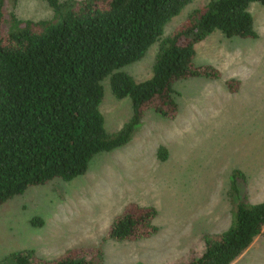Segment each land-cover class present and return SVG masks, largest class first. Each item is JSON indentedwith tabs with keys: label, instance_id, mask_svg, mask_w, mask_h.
I'll return each instance as SVG.
<instances>
[{
	"label": "rangeland",
	"instance_id": "rangeland-1",
	"mask_svg": "<svg viewBox=\"0 0 264 264\" xmlns=\"http://www.w3.org/2000/svg\"><path fill=\"white\" fill-rule=\"evenodd\" d=\"M208 1L191 0L162 35ZM247 9L256 38L214 30L194 45L192 65H212L220 76L175 81L174 118L146 109L131 139L94 155L83 175L29 186L0 203V264H10L8 254L24 249L43 260L81 249L85 259L96 261L99 249L102 264H184L203 251V234L229 225L233 206L244 200L245 182L264 166V5L251 2ZM14 13L32 20L51 16L42 0H17ZM156 48L151 44L119 70L135 82L148 78ZM230 78L237 80L234 92L225 87ZM101 85L98 109L104 129L113 133L130 117L131 101L116 99L107 77ZM159 145L167 151L162 161L155 155ZM233 170L239 172L237 191L230 193ZM128 203L153 206L157 230L134 240L107 238L110 222ZM33 217L41 223L32 225ZM232 264H264V246L249 247Z\"/></svg>",
	"mask_w": 264,
	"mask_h": 264
},
{
	"label": "trees",
	"instance_id": "trees-1",
	"mask_svg": "<svg viewBox=\"0 0 264 264\" xmlns=\"http://www.w3.org/2000/svg\"><path fill=\"white\" fill-rule=\"evenodd\" d=\"M42 1L51 16L32 20L14 13L17 0H0V203L29 186L83 175L94 155L131 139L146 109L174 118L175 81L220 76L212 65H192L194 45L214 30L225 37L256 38L247 7L264 5V0H209L162 35L164 25L191 0ZM153 43L157 48L148 78L135 82L119 70L138 61ZM106 77L116 99L131 101L130 117L113 133L104 129L98 109ZM236 83L225 80L227 91H236ZM155 155L165 160L166 148L159 145ZM237 173H231L230 193L237 191ZM155 215L153 206L128 203L110 222L106 237L150 236L157 230ZM230 220L224 230L203 234V251L184 264L233 262L260 233L264 200H239ZM33 252L13 251L8 259L10 264H102L99 249L96 261L85 259L81 249H67L52 260Z\"/></svg>",
	"mask_w": 264,
	"mask_h": 264
},
{
	"label": "crops",
	"instance_id": "crops-1",
	"mask_svg": "<svg viewBox=\"0 0 264 264\" xmlns=\"http://www.w3.org/2000/svg\"><path fill=\"white\" fill-rule=\"evenodd\" d=\"M246 180H247V178L245 177V181ZM262 200H264V166H263V169L261 171V174H259L255 178H253L251 181L245 182V192H244V201L245 202L258 203ZM215 221L217 224H223V222H224V221L218 220V218H215ZM225 226L227 227L228 225L225 224ZM224 229H222V230H224ZM218 232H220V231H218ZM214 233H216V232H214ZM261 246H264V224L261 228L260 233L257 234L252 239L249 246L245 250H243L242 253L234 261H236L238 258L242 259L244 257V255L247 253V249L249 247L258 248ZM230 264H232V262Z\"/></svg>",
	"mask_w": 264,
	"mask_h": 264
}]
</instances>
